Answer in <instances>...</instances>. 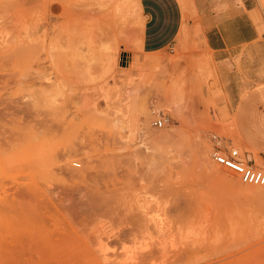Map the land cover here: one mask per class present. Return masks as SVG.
Listing matches in <instances>:
<instances>
[{"label": "rangeland", "instance_id": "1", "mask_svg": "<svg viewBox=\"0 0 264 264\" xmlns=\"http://www.w3.org/2000/svg\"><path fill=\"white\" fill-rule=\"evenodd\" d=\"M147 1L0 0V264H264V195L212 154L264 169V0L222 62L193 0Z\"/></svg>", "mask_w": 264, "mask_h": 264}, {"label": "crops", "instance_id": "2", "mask_svg": "<svg viewBox=\"0 0 264 264\" xmlns=\"http://www.w3.org/2000/svg\"><path fill=\"white\" fill-rule=\"evenodd\" d=\"M143 8H150L147 0H141ZM200 23L204 32L205 41L214 52L215 59L219 62L236 56L246 45L256 42L260 34L249 15V7L239 6L234 0L224 2L220 0H193ZM147 9V10H148ZM148 12V13H147ZM145 21L147 47L153 36L154 26L158 19L154 12L147 11ZM264 88L255 91L249 102L257 101V118L264 121ZM245 102V104L248 103ZM244 104V105H245Z\"/></svg>", "mask_w": 264, "mask_h": 264}, {"label": "bare ground", "instance_id": "3", "mask_svg": "<svg viewBox=\"0 0 264 264\" xmlns=\"http://www.w3.org/2000/svg\"><path fill=\"white\" fill-rule=\"evenodd\" d=\"M166 136H167V134L165 136H161L160 139L166 140V138H167ZM168 139H169V137L167 138V140ZM201 152H202V156H203V166H204V168L208 169V172H209V170H211V167L209 165V163H210L209 162V160H210L209 156H211L210 155L211 150L209 151L206 148H203V150L201 149ZM214 153H215V151L214 152L212 151V154H214ZM225 172L224 171H220V172L215 171V172H212V175L217 177V178H220L221 180H219V179L218 180L223 182L224 184H234L235 185L234 180H232V178H230L227 175V173H225ZM248 191L250 193L257 194V195H264V186H253V187H250V189ZM128 212H129V214L125 215L126 216L125 223L127 224V227L129 226V228H125L124 230H122V232L120 233V240L123 242H126V243L138 242L139 240L142 239V236L146 232L147 223H145V221H143V218L138 213L130 212V211H128ZM116 241H118V240H116ZM118 242H120V241H118Z\"/></svg>", "mask_w": 264, "mask_h": 264}, {"label": "built area", "instance_id": "4", "mask_svg": "<svg viewBox=\"0 0 264 264\" xmlns=\"http://www.w3.org/2000/svg\"><path fill=\"white\" fill-rule=\"evenodd\" d=\"M155 126L163 128L165 119H157ZM213 158L217 164L239 174L243 183L251 186H264V169L255 168L250 161L243 158L238 149L223 153L221 148L216 145Z\"/></svg>", "mask_w": 264, "mask_h": 264}]
</instances>
